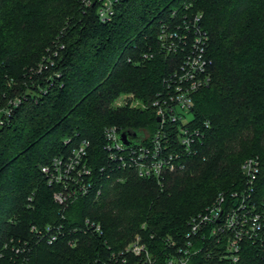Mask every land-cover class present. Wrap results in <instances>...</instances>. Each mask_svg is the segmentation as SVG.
<instances>
[{"label":"trees","instance_id":"trees-1","mask_svg":"<svg viewBox=\"0 0 264 264\" xmlns=\"http://www.w3.org/2000/svg\"><path fill=\"white\" fill-rule=\"evenodd\" d=\"M112 1L109 20L100 21L98 0H0V251L9 236L29 237L30 223L71 228L88 218L101 228L77 234L72 247L64 238L33 243L26 264H100L134 233L150 264H165L167 243L186 240L189 215L244 186L239 165L250 156L258 162L251 197L264 208V0ZM174 9L178 19L197 13L207 35L209 78L190 109L201 131L195 152L160 183L116 170L122 179H102L97 197L60 209L39 170L51 156L84 141L97 169L104 126L156 127L151 110L115 103L127 93L147 101L160 89L174 62L156 50V32ZM193 248L186 264H264V251L246 240L233 263L220 257L222 244L195 239Z\"/></svg>","mask_w":264,"mask_h":264},{"label":"built area","instance_id":"built-area-1","mask_svg":"<svg viewBox=\"0 0 264 264\" xmlns=\"http://www.w3.org/2000/svg\"><path fill=\"white\" fill-rule=\"evenodd\" d=\"M85 1V0H84ZM88 2V0H86ZM112 0H98L96 15L100 21L109 20L112 14ZM170 22H161L156 32V50L174 62L173 68L162 77L161 87L147 101L134 97L131 93L122 96L115 104L125 102L129 107L149 109L153 112L156 127L153 130H138L137 135H127L130 143H122L116 125H106L102 129L105 162L92 169L87 161L86 143H71L66 149L51 156L39 167L46 185L52 188L51 199L60 209L75 199L100 193L102 179L118 181L120 175L114 171L123 170L139 177L153 178L160 183L168 173L182 169L184 158L195 152L201 131L191 124L192 95L208 82L205 54L207 35L199 22L197 13L177 16L172 10ZM152 52L144 51L142 58H149ZM16 99L10 101V105ZM10 107L2 109L6 118ZM2 118H0V123ZM68 139H64L66 143ZM258 169L255 157H246L240 163L244 176V186L228 192L218 193L201 210L186 219V240L182 244L170 241L171 248L165 254V264H186L193 248L194 240L206 239L215 245L222 244L220 257L236 262L242 241H250L264 251V208L257 207L251 197V185ZM99 182V183H98ZM61 214V218H62ZM29 237L9 236L2 243L0 257L7 253V264H26L33 243H52L64 238L68 246L77 243V234L85 232L101 233L98 222L84 218L79 226L65 228L62 223L28 225ZM127 256L130 260H127ZM152 256L137 233L115 252H110L106 261L100 264H150ZM0 264L2 262L0 261Z\"/></svg>","mask_w":264,"mask_h":264},{"label":"water","instance_id":"water-1","mask_svg":"<svg viewBox=\"0 0 264 264\" xmlns=\"http://www.w3.org/2000/svg\"><path fill=\"white\" fill-rule=\"evenodd\" d=\"M155 120H158V117H155ZM139 133L138 130H134V129H130V128H125V129H122L118 136H119V139L121 140L122 143H125V144H128L130 143V141H128L126 139V136L127 135H137Z\"/></svg>","mask_w":264,"mask_h":264},{"label":"rangeland","instance_id":"rangeland-1","mask_svg":"<svg viewBox=\"0 0 264 264\" xmlns=\"http://www.w3.org/2000/svg\"><path fill=\"white\" fill-rule=\"evenodd\" d=\"M240 166V165H239Z\"/></svg>","mask_w":264,"mask_h":264}]
</instances>
